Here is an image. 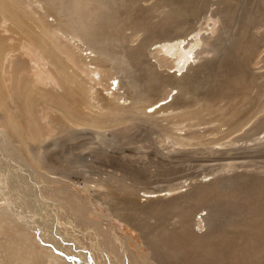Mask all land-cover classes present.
Masks as SVG:
<instances>
[{
	"label": "bare ground",
	"instance_id": "6f19581e",
	"mask_svg": "<svg viewBox=\"0 0 264 264\" xmlns=\"http://www.w3.org/2000/svg\"><path fill=\"white\" fill-rule=\"evenodd\" d=\"M143 1L137 3L143 7ZM185 1L156 0L153 7L143 9L156 12L159 19L134 32V44H126L120 54L112 49L107 30L114 21H122L120 13L134 12L128 6L132 0H0V127L11 155L21 165L42 171L44 177L52 175L53 168L69 179L81 173L88 191L100 189L97 198L107 200L113 218L140 232L141 240L134 239L140 251L133 258L136 264H264V175L252 160L220 164L203 177L198 171L191 173L165 192L141 187V181L149 178L141 179L145 166L122 160L126 128L138 134L139 142L155 135L172 139L168 152L172 159L195 150L200 140L206 142L203 150L219 160L264 153V118L236 134L250 117L264 111V72H247L244 58L237 54L236 59L225 61L230 49L217 47L210 34L197 29L189 38L193 26L182 21ZM226 2L234 5L237 0H222L224 5ZM250 15L245 17L246 24L253 19ZM233 16L234 11L224 9L217 21ZM2 27L11 34L2 33ZM226 31L227 26L215 24L211 30ZM233 38L230 47L240 51L239 57L259 41L264 43L263 37L254 35ZM76 40L85 44V53L77 49ZM12 48L20 52L15 49L17 53L12 55ZM213 48V57L193 64L199 53ZM65 54L66 59H61ZM174 66L177 69L171 68ZM202 73L212 75L203 81L209 83L202 92L209 107L191 109L183 99L198 86ZM199 103L205 105L204 100ZM182 109L185 122L177 118ZM190 118L198 121L187 123ZM177 125L180 127L174 130ZM142 132L146 135H140ZM79 144L95 155L93 162L83 153L68 151L69 145ZM106 161L114 171L89 175L93 163ZM165 162L170 164V159ZM8 165L2 166L5 171ZM166 167L157 174L170 176L174 168ZM17 176L13 177L16 181ZM58 198L66 207L75 206L81 212L78 220L97 227L115 257L122 258L116 240L83 203L73 196ZM5 200L14 203L0 189V211L4 212L0 217V264H59V242L65 238L73 243V239L58 233L51 225L55 219L49 221L50 229L42 235L54 231L50 243L59 249L55 257L48 258L38 252L39 240L32 233L37 229H29L21 215L10 216ZM66 219L73 217L60 215L59 223ZM12 227L18 229V235L9 232ZM69 250L77 251L72 246Z\"/></svg>",
	"mask_w": 264,
	"mask_h": 264
},
{
	"label": "rangeland",
	"instance_id": "374dc122",
	"mask_svg": "<svg viewBox=\"0 0 264 264\" xmlns=\"http://www.w3.org/2000/svg\"><path fill=\"white\" fill-rule=\"evenodd\" d=\"M143 3L144 6L141 7V5L137 3V0H132V2H128L129 4L128 6L132 7L134 9V12H130V10L127 9V14L120 13L119 15H123L122 21L121 22L114 21L113 27L110 30H107L109 40L111 42V47L117 53L120 54L123 53L126 44L127 45L134 44L133 42L134 32H140L141 28L143 29L147 25H149L148 22L159 19V17L154 16L156 12H145L143 10V9L147 10L153 7L154 4L156 3V0H145L143 1ZM185 4H186V13L184 17H182V21L184 20V23L191 24L193 26L192 28L193 31L192 32L190 31L189 32L190 34L188 33L189 38H191V36L195 31H197V29L200 30L202 33H205L206 35L210 34V36L214 38L213 42L214 44L217 45V47L225 46L226 49H230L228 51L232 53V55H229V52H227L226 54L228 55L224 56L225 61L231 59L233 60V58L236 59L237 57L241 58L242 60L244 58L243 60L244 66H247L246 69L249 68L248 70H246L247 72L250 73L264 72V43H262L263 40H261L260 44L259 41L257 44L251 46L247 51H245L241 55V57L238 56L240 51L237 48H235L234 45L233 48L230 47V45L232 46L231 38L234 39L233 38L234 36L238 40L239 38L240 40H243L249 35H254L258 39L262 37L264 38L263 35L264 34V0H249V1L237 0V2H235L234 5L233 4L231 5L230 3L227 2L224 5V3H222V0H199V1L188 0L187 2L185 1ZM182 7H184V5ZM224 9L227 12L231 10L234 11L233 18L231 20L228 18L227 20L225 19L224 21L223 20L217 21L219 16L223 14ZM136 14H141V16H137ZM250 14L253 16V19L250 20L251 22L246 24L244 22L246 20L245 17L247 18V16H249ZM49 18L52 19V16L49 15ZM214 19H215V23H214ZM188 21L194 23H189ZM214 24L219 28L224 25L227 26V31L225 33L222 32L212 33L211 30ZM247 25L248 27H246ZM7 31H9L7 28L2 27L1 30L2 33L5 34ZM9 32H7L6 35H10L11 32L10 33ZM76 43H77V49L80 52L85 53L86 52L85 44L84 45L80 44L81 42L78 44L77 40ZM153 43L154 40L150 39L149 44L151 45V48L155 47V45L152 46ZM12 49H13L11 50L12 55H14V53L16 52L15 49L18 50L17 52H20L18 48L15 49L12 48ZM233 50H235L236 53ZM215 52H216V48L215 49L213 48L212 52L207 53L205 51L199 53L200 57L198 56L197 58H195L193 64H196L199 61L202 62L204 60L202 58H207V56L213 57ZM236 54L237 57L235 56ZM12 55L11 58L14 57ZM66 56L67 54L60 56V58L66 59ZM171 68H173L174 70L177 69L176 66ZM177 71H176L177 74L180 75L181 72L179 70ZM206 73H202L200 75V77L198 78L200 79L199 84L198 86L195 84V89L192 92V94L189 97L183 99V103L191 106L192 107L191 109H197L198 107H203V108L209 107V103L207 99L202 94V92L207 88L209 84L208 83L206 85L207 82L205 83L203 81L205 80L209 81V79L207 78L212 76L211 74L209 75ZM206 75H209V77ZM115 84H116V80H113V84H111V86L114 87ZM152 86L158 87V84L152 83ZM173 90L172 93H175L176 89ZM200 100H204L205 105H200L199 103ZM183 109L178 111L179 115L177 118L185 122ZM263 118H264V111L258 113L253 117H250L247 120L246 125H244L245 127L242 130H239L236 134L237 135L242 134L243 131L246 130L247 126L252 125L255 121H258ZM197 121H198L197 118H190L186 122L195 123ZM179 127L180 125L173 126V129L177 130ZM0 133H1L0 134V168H3L2 167L3 165L9 164L8 167H5V169L8 168L7 171H5L4 168L0 169L1 170L0 178L2 179V180L0 179V189L3 193H6L12 200H14L13 204L5 200L6 202L5 205L8 207L10 216L21 215L22 220L25 221L27 220L26 222H28L29 224V229H31L30 228L31 226L37 229V232L36 230H34L32 231V233L34 234L35 238L36 239L38 238L39 240L37 241L38 249H39L38 252L43 251V253L48 258L55 257V255L58 254L56 252L59 248L55 246L56 248L55 249L54 246H52V244L50 243L52 242L51 239L53 240L54 237L53 234L55 232L50 231L52 237L50 233L47 235H42L44 231L47 232V229H50L48 228V226H50L49 225L50 222H53L52 220L55 219L56 221L54 225L52 223L51 225L55 227V229L58 231L60 235L67 236L71 240L73 239L72 242L74 241L73 243H69V241L63 238L62 239L63 241L59 242L61 245H59L58 243V245L61 247L59 249L60 254H62V257L59 254L57 257V262L59 264H66V260L63 259H67L68 263L71 262L70 264H133V263L136 264V261L133 258L135 256H139L140 251L138 250L134 239L137 241L141 240L140 232L139 230L137 231V229L132 228L131 225H128L127 223L124 222H120L117 219L113 218V216L110 214V205L107 202V200L105 199L100 200L97 198L98 192H101L99 188L94 187L93 191L91 190L88 191V189H86L82 184L83 175L81 173H74L72 174V177L69 179V178H64L62 176L61 170L59 171L58 169L53 168L51 169L52 175L48 177H44L43 176L44 173L42 171L35 170L34 167L32 166L21 165L20 163H18L16 158L14 157L15 158L14 159L13 156L11 155L8 149L9 144H8L7 136L5 135L1 127H0ZM125 134H126V139L124 141L125 149L122 156V160L127 163L133 161V164L139 167L145 166L144 169L146 172L143 173V177L141 179L147 176L149 178L147 177L148 179L141 181V187L151 191L163 189L162 191L165 192L168 190V187L170 185H175L184 182V180H186L188 175L191 173H195L198 171L200 172L199 174H201L200 177H203L204 174L207 171H209V169L211 168H217L220 164L223 163L241 162V160H243V162H250L249 160H252L251 163H253L257 168H259L264 175V153H260L261 156L259 154L236 155L233 156L235 158L234 160H226V159L222 160L221 158H220L221 160H219V158L216 157L214 154H212L210 151L203 150L206 142L200 140L195 150L190 152H185L181 155V157L179 158L174 157L175 159H172L170 156H168L169 155L168 152L171 149V144L173 143L172 139H163L159 135H155L152 137V139L139 142L140 137H138V134L130 131L128 128L125 129ZM109 135L111 136L110 133ZM140 135H146V133L142 132ZM218 140L219 139L216 138V141ZM84 147L85 144H79L76 146L69 145L68 151L70 153L73 152H77L79 154L83 153L84 157L88 158L89 160H92L93 162L95 160L94 159L95 155L91 153L90 150H85ZM250 156L252 158H248ZM239 157L241 158L239 159ZM169 159H170V164H167L165 160H168L169 162ZM14 161L20 164L19 165L20 167L14 166L15 165ZM105 163L103 165L102 164L100 165L99 163H98L99 165L93 163L95 168L93 167V170H91V173L89 175L95 177L98 174H104L107 172L114 171L113 168L110 167L111 165L110 161L108 162L106 161ZM257 164H259V166H257ZM169 165L173 166L174 168L172 172L171 170L168 172V173L171 172L170 176L163 177L161 176L162 174L160 175L157 174L158 172H165L164 171L165 169L170 168V167L168 168L166 167ZM162 167H166V168L164 169ZM116 173L121 175L119 172ZM14 176L18 177V178L16 177L17 181L13 178ZM20 176L22 177L20 178ZM19 178L20 180L18 181ZM183 187L185 186H182V188ZM142 191L144 190L142 189L140 190L141 194L143 193ZM63 195L73 196L76 199V201L84 204V207L87 208L86 210L89 212L91 216H94L95 218H98L100 220L102 226L105 229L107 228L106 231L108 232V234L113 237V238L111 237L112 239L116 240L117 246L122 250L123 255L122 258H119L120 260H118V258L115 257L112 249L107 245L106 240H104L105 238H103L104 236L101 234V232L98 230L97 227H95L92 224L85 223V221L82 222L83 220L81 219L78 220L77 216L78 214H81V212L75 206L71 205L69 207H66L63 204V202L58 198V196H63ZM63 210L70 212V214L67 215L66 212H64ZM60 215L62 218L65 215L68 217H73V219L70 221H67L66 219L65 223L60 224L59 223ZM0 217H4L3 211H0ZM9 232L12 235H15L16 232V235H18V229L16 227L15 228L12 227ZM131 237H133V239ZM28 238L29 240L32 241L34 240L32 236H29ZM71 246L72 248H76L77 251L75 250L74 252H72L71 250H69V247ZM146 248L147 246H144V250H146L145 253L148 252V248L147 249ZM100 260L101 262H99Z\"/></svg>",
	"mask_w": 264,
	"mask_h": 264
}]
</instances>
